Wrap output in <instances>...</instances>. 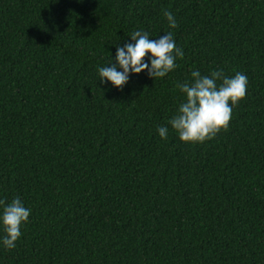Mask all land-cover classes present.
<instances>
[{
    "label": "trees",
    "instance_id": "obj_1",
    "mask_svg": "<svg viewBox=\"0 0 264 264\" xmlns=\"http://www.w3.org/2000/svg\"><path fill=\"white\" fill-rule=\"evenodd\" d=\"M134 31H172L177 68L101 83ZM195 70L248 86L226 132L187 144L168 121ZM17 196L31 214L14 249L0 226V264H264V0H0V199Z\"/></svg>",
    "mask_w": 264,
    "mask_h": 264
},
{
    "label": "clouds",
    "instance_id": "obj_2",
    "mask_svg": "<svg viewBox=\"0 0 264 264\" xmlns=\"http://www.w3.org/2000/svg\"><path fill=\"white\" fill-rule=\"evenodd\" d=\"M163 16L169 29L178 27L171 11L165 10ZM130 38L133 43L117 45L115 63L111 58L107 66L98 69L101 83L107 81L122 90L128 83L129 73L139 74L145 70L152 79L163 78L177 68V58L184 56L172 31L158 39H151L146 31H134ZM247 86L248 77L241 72L229 77L222 70H213L208 75H202L199 70L192 71L190 81L176 85L185 99L168 124L183 143L202 144L211 140L228 130L233 108L245 99ZM157 132L161 139H167L169 129L160 126ZM30 214L31 209L25 207L18 196L10 202L0 199V226L5 233L2 243L6 249L16 247L22 236L21 227L28 222Z\"/></svg>",
    "mask_w": 264,
    "mask_h": 264
}]
</instances>
